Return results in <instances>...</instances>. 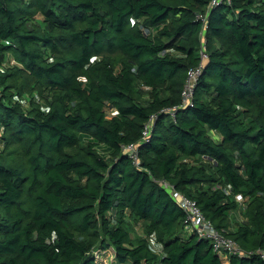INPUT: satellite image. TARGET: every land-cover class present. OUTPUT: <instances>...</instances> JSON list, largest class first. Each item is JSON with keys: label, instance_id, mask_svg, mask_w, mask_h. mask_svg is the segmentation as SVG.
<instances>
[{"label": "trees", "instance_id": "obj_1", "mask_svg": "<svg viewBox=\"0 0 264 264\" xmlns=\"http://www.w3.org/2000/svg\"><path fill=\"white\" fill-rule=\"evenodd\" d=\"M210 3L0 0V264H224L163 180L264 264V0Z\"/></svg>", "mask_w": 264, "mask_h": 264}, {"label": "built area", "instance_id": "obj_2", "mask_svg": "<svg viewBox=\"0 0 264 264\" xmlns=\"http://www.w3.org/2000/svg\"><path fill=\"white\" fill-rule=\"evenodd\" d=\"M222 3H231V0H211L210 6H218ZM203 21H207V13H199L197 15ZM201 55L203 60L208 58V54L206 52V44L203 43V49L201 51ZM200 74V68L191 70L189 72V79L184 91L185 103L190 102L191 97L193 95V88L195 82ZM115 113V112H114ZM172 116H175L174 111H172ZM148 132H145L147 134ZM130 152L131 158H133L136 164H139L138 152L134 145H129L125 148ZM162 183L167 187V189L171 192L172 197L178 202L185 213L184 219V230L187 233H196L200 238L207 239L215 252L219 255L223 253L224 258H228L229 255L237 254L243 256L245 253L242 250L241 246L236 242L233 238L226 236L223 231L219 230L214 226L212 221L208 219L197 204L195 200L176 189L173 184L163 180ZM237 200L239 202H243L244 199L241 195L237 196ZM221 256V255H220ZM264 257V254H262Z\"/></svg>", "mask_w": 264, "mask_h": 264}, {"label": "rangeland", "instance_id": "obj_3", "mask_svg": "<svg viewBox=\"0 0 264 264\" xmlns=\"http://www.w3.org/2000/svg\"><path fill=\"white\" fill-rule=\"evenodd\" d=\"M239 217L241 216H238V218ZM129 232L132 238V243L136 244L138 243L139 238L144 236V227L140 223H136L134 220H131ZM94 254L103 264H113L111 258L107 255V253H102L100 249H98ZM220 255L221 257H223V253H221ZM225 261H227L225 264H230L228 258H224V262Z\"/></svg>", "mask_w": 264, "mask_h": 264}, {"label": "crops", "instance_id": "obj_4", "mask_svg": "<svg viewBox=\"0 0 264 264\" xmlns=\"http://www.w3.org/2000/svg\"><path fill=\"white\" fill-rule=\"evenodd\" d=\"M227 260V259H226ZM227 261L224 262V264L226 263Z\"/></svg>", "mask_w": 264, "mask_h": 264}]
</instances>
